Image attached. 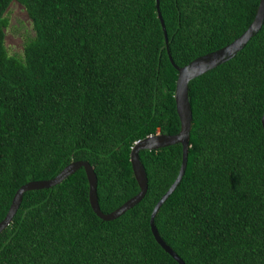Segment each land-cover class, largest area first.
<instances>
[{
	"label": "trees",
	"instance_id": "trees-1",
	"mask_svg": "<svg viewBox=\"0 0 264 264\" xmlns=\"http://www.w3.org/2000/svg\"><path fill=\"white\" fill-rule=\"evenodd\" d=\"M33 36L5 47L7 9ZM260 0H0V222L16 191L85 161L100 211L139 192L130 152L180 131L177 67L237 39ZM187 163L154 225L185 264H264V21L228 61L188 83ZM181 145L139 151L147 190L117 218L91 209L83 168L26 191L0 232V264H178L149 220L175 181Z\"/></svg>",
	"mask_w": 264,
	"mask_h": 264
},
{
	"label": "water",
	"instance_id": "water-1",
	"mask_svg": "<svg viewBox=\"0 0 264 264\" xmlns=\"http://www.w3.org/2000/svg\"><path fill=\"white\" fill-rule=\"evenodd\" d=\"M155 8L157 13V18L160 22L164 40L167 46V41H168L167 33L159 9V0H155ZM263 21H264V0H260L257 7L256 15L252 23L237 39H235L233 42L226 45L225 47L210 52L206 55L200 56L183 67H177L173 63L168 52L169 60L172 66L177 71L174 100H175L176 112L180 121V131L175 135H162V134L150 135L134 143L130 152V163H131L133 175L139 187V192L137 195L127 200L124 204H122L119 208L112 211L111 213L103 214L98 206L97 194H96L97 179L92 167L85 161L72 162L69 165H67L55 178L51 180L29 182L23 185L22 187H20L13 196V199L11 201V204L9 206L5 218L0 222V232L5 227H7L12 217L16 213L24 192L52 187L60 183L62 180H64L66 177H68L69 175H71L80 168H83L86 174V178L88 182V200L92 211L100 219L104 221L113 220L118 216H120L121 214H123L126 210L136 205L142 199V197L144 196L147 190L146 174L138 156L139 151L142 150L151 151L162 147L171 146L174 144H180L182 152H181V163H180L178 175L175 181L167 190V192L156 203L150 216L149 225L152 236L155 239L156 243L168 255H170L178 264H185L182 261V259L160 237L154 225V217L159 207L162 205V203L167 199V197L170 195V193L179 183L186 168L188 146H189V133H190L191 121H192L191 106L188 99V83L192 79L206 73L207 71L213 69L214 67L233 58L236 55V53L244 47L246 42L257 33ZM261 123L264 134V112L261 118Z\"/></svg>",
	"mask_w": 264,
	"mask_h": 264
},
{
	"label": "rangeland",
	"instance_id": "rangeland-1",
	"mask_svg": "<svg viewBox=\"0 0 264 264\" xmlns=\"http://www.w3.org/2000/svg\"><path fill=\"white\" fill-rule=\"evenodd\" d=\"M6 16L8 27L5 30V47L10 55H21L24 42L33 36L32 25L23 6L13 1Z\"/></svg>",
	"mask_w": 264,
	"mask_h": 264
}]
</instances>
